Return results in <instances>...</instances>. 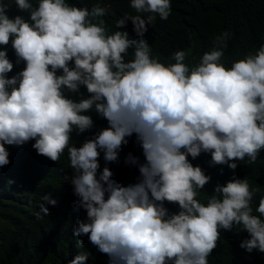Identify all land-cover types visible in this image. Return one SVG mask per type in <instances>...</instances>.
<instances>
[{
    "label": "clouds",
    "instance_id": "clouds-1",
    "mask_svg": "<svg viewBox=\"0 0 264 264\" xmlns=\"http://www.w3.org/2000/svg\"><path fill=\"white\" fill-rule=\"evenodd\" d=\"M126 4L118 16L104 0H0V168L6 146L25 145V161L58 182L37 218L68 196L76 246L86 235L109 264H221V230L264 253V171L252 167L264 161L263 42L234 57L223 31L165 65L145 33L169 18L171 0ZM131 23L136 38L119 30ZM133 134L141 150L125 157L138 168L125 186L109 164ZM239 164L251 179L233 171ZM215 168L226 172L212 184Z\"/></svg>",
    "mask_w": 264,
    "mask_h": 264
},
{
    "label": "trees",
    "instance_id": "trees-1",
    "mask_svg": "<svg viewBox=\"0 0 264 264\" xmlns=\"http://www.w3.org/2000/svg\"><path fill=\"white\" fill-rule=\"evenodd\" d=\"M104 1L118 16H123L128 10L127 0ZM171 9L167 20H160L157 15L155 23L145 33L151 46V56L165 65L175 62L172 58L174 51L198 48L212 42L223 31L231 33L229 53L234 57L252 51L258 42L264 44V0H171ZM138 15L144 17L148 14ZM98 18L92 22L97 23ZM242 21L246 26L245 32L236 30V23ZM119 30L127 31L130 38H136L132 23ZM133 52L134 49L129 48L126 61L133 58ZM7 55L14 64L11 72H17L16 55L10 45L7 46ZM92 113L99 121L105 120L95 110L86 114ZM6 147L10 163L0 168V264H69L80 252L88 253L86 264H109L108 256L99 252L86 235L80 237L84 241L83 246H76L78 237L74 236L73 229L78 211L68 196L62 197L57 193V204L48 205L50 214L37 218V206L42 196L55 191L58 182L41 170L42 164L37 167L25 161V145ZM139 150L141 147L133 134L128 138L125 149L119 153V160L109 164L118 171L120 180L113 178L122 185H129L138 169L126 164L125 157L128 153L139 157ZM144 159L143 156L142 162ZM252 167L264 171V161L258 160ZM233 171L250 178V170L245 165L239 164ZM209 172L213 184L225 177L226 170L215 168ZM257 206L253 207V211ZM221 232L218 240L219 243L222 241L218 251L221 264H264V253L255 249L248 252L237 247L221 238ZM226 234L230 235V232ZM208 264H217L216 258L208 260Z\"/></svg>",
    "mask_w": 264,
    "mask_h": 264
}]
</instances>
